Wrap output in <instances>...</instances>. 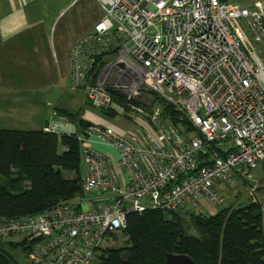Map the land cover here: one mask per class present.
Instances as JSON below:
<instances>
[{"label":"built area","instance_id":"2783aa9c","mask_svg":"<svg viewBox=\"0 0 264 264\" xmlns=\"http://www.w3.org/2000/svg\"><path fill=\"white\" fill-rule=\"evenodd\" d=\"M95 2L103 17L70 50L69 90L93 111L136 119L128 118V130L92 124L79 131L51 113L42 130L80 144L82 194L33 217L0 221V242L32 243L25 264H98L128 215H212L223 205L217 182L263 189L253 179L264 175L261 3ZM152 94L187 126L163 120ZM261 219L264 230V201Z\"/></svg>","mask_w":264,"mask_h":264},{"label":"trees","instance_id":"16d2710c","mask_svg":"<svg viewBox=\"0 0 264 264\" xmlns=\"http://www.w3.org/2000/svg\"><path fill=\"white\" fill-rule=\"evenodd\" d=\"M152 95L163 120L187 126L180 111ZM117 102L122 105V98ZM57 112L79 131L92 124L111 127L103 120L104 124L84 120L80 109ZM101 115L108 121L118 117L111 110ZM65 172L71 177L65 178ZM81 173L80 144L75 138L42 129H0V221L33 217L81 196ZM260 193H249L242 202L221 206L212 215L153 210L128 215L122 232L124 246L103 249L98 264H165L167 254L186 255L194 264H264L261 202L256 196ZM31 244L0 242V264H25L14 253L18 249L26 259Z\"/></svg>","mask_w":264,"mask_h":264},{"label":"crops","instance_id":"0c3cea01","mask_svg":"<svg viewBox=\"0 0 264 264\" xmlns=\"http://www.w3.org/2000/svg\"><path fill=\"white\" fill-rule=\"evenodd\" d=\"M241 1L242 5L235 0L242 7H251L255 2H260L264 7V0ZM83 16L89 17L84 30L79 23ZM102 17L103 12L95 0H0V129L39 130L49 123L52 112L66 111L65 108L59 109L52 103H46L50 110L43 114V118L34 116L33 102L24 96L26 90L37 86L31 82L40 80L38 76L33 79L32 62L41 61V81L47 87L50 60H57L58 64L67 61L65 67L69 76L71 48ZM73 23L79 29L71 36L69 31ZM67 41L70 42L68 45ZM70 99L75 103L77 96H70ZM82 118L100 121L88 115ZM24 126L29 129H23Z\"/></svg>","mask_w":264,"mask_h":264},{"label":"rangeland","instance_id":"374dc122","mask_svg":"<svg viewBox=\"0 0 264 264\" xmlns=\"http://www.w3.org/2000/svg\"><path fill=\"white\" fill-rule=\"evenodd\" d=\"M241 5L243 1L237 0ZM89 19L88 16H83V18H80L79 23L80 26H82V29L84 30L85 27L88 25L89 22H87ZM79 29L76 23H73L70 27L69 35L74 36L76 31ZM70 42L67 41L66 44L68 45ZM59 61V60H58ZM67 61H65L64 64H58L57 60H50V64L48 66L50 72H47L48 80H49V87L46 86L44 82L41 81V75H42V63L41 61H34L32 62V66L34 67L32 75L33 79L38 76L39 82H31V84L37 85L36 87H33L30 91L24 92V96L27 98V100L31 99L33 102V109L32 111L35 112L34 116H38L39 118H43V114L50 110L46 107V103H52L54 106L56 105V108H65L67 112L74 113L77 112L79 109L82 111L83 116H91L94 117L96 120H100L102 122H107L108 125L111 127H114L115 129H130L132 128L131 124L128 123V118L132 121H135V114L126 113L123 117H117L112 121L106 120L100 113L93 111L85 102L84 98L81 95H74L73 93L69 92L68 86H69V76L67 75L68 68L66 69ZM48 70V71H49ZM67 70V71H66ZM26 71V70H25ZM70 96H77V99L74 101L75 103L71 102ZM59 105V106H58ZM103 123V122H102ZM104 124V123H103ZM23 129H29L28 127L24 126ZM136 129V128H134ZM110 152H112L113 156L115 157V153L111 148H108ZM65 178H70L71 174L65 172L64 174ZM253 179L255 181L259 182V185H261L263 189H260L261 193L257 194V200H259L261 203L264 201V175H262L260 172H257L253 175ZM249 183H251L249 181ZM236 188H229L226 187L228 185L222 184L217 182L216 187L221 189L222 195H223V207H228L230 205H233L236 200H239V202L243 201L245 198L244 196H247L249 193H252L249 188H247V185L242 184H236ZM247 191V193H246ZM239 197H236L238 196ZM249 196V195H248ZM253 196V195H252ZM237 198V199H236ZM235 199V200H234ZM246 199V198H245ZM190 234H194L193 230H190ZM126 241V238L123 236V234H114L112 237L109 238L108 241H105L104 246L105 247H115L119 248L124 246V243ZM14 252V251H13ZM14 256L17 257V260H19L21 263L25 262V257H22L21 253H19V250L17 249V253H14Z\"/></svg>","mask_w":264,"mask_h":264},{"label":"water","instance_id":"95a60500","mask_svg":"<svg viewBox=\"0 0 264 264\" xmlns=\"http://www.w3.org/2000/svg\"><path fill=\"white\" fill-rule=\"evenodd\" d=\"M224 2L225 0H220ZM264 171V167H263ZM165 264H194L193 261L186 255L167 254Z\"/></svg>","mask_w":264,"mask_h":264}]
</instances>
